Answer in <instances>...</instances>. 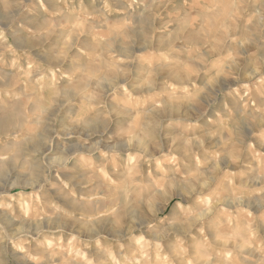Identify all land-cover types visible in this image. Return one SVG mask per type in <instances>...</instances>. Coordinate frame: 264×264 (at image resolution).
Listing matches in <instances>:
<instances>
[{"label":"clouds","instance_id":"1","mask_svg":"<svg viewBox=\"0 0 264 264\" xmlns=\"http://www.w3.org/2000/svg\"><path fill=\"white\" fill-rule=\"evenodd\" d=\"M0 264H264V0H0Z\"/></svg>","mask_w":264,"mask_h":264}]
</instances>
